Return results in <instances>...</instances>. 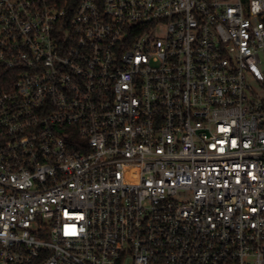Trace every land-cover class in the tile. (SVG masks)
Wrapping results in <instances>:
<instances>
[{
    "label": "built area",
    "instance_id": "obj_1",
    "mask_svg": "<svg viewBox=\"0 0 264 264\" xmlns=\"http://www.w3.org/2000/svg\"><path fill=\"white\" fill-rule=\"evenodd\" d=\"M264 0H0V264H264Z\"/></svg>",
    "mask_w": 264,
    "mask_h": 264
},
{
    "label": "trees",
    "instance_id": "obj_2",
    "mask_svg": "<svg viewBox=\"0 0 264 264\" xmlns=\"http://www.w3.org/2000/svg\"><path fill=\"white\" fill-rule=\"evenodd\" d=\"M72 1H74V3H77L79 0H72ZM2 87H4V83H3L2 81H0V89H1Z\"/></svg>",
    "mask_w": 264,
    "mask_h": 264
},
{
    "label": "rangeland",
    "instance_id": "obj_3",
    "mask_svg": "<svg viewBox=\"0 0 264 264\" xmlns=\"http://www.w3.org/2000/svg\"><path fill=\"white\" fill-rule=\"evenodd\" d=\"M262 70H264V56H263V62H262V65L260 67Z\"/></svg>",
    "mask_w": 264,
    "mask_h": 264
}]
</instances>
